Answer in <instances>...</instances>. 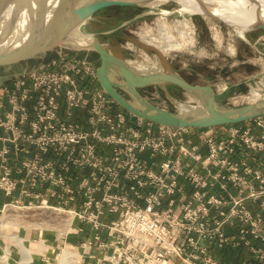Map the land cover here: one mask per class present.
<instances>
[{
	"label": "built area",
	"instance_id": "built-area-1",
	"mask_svg": "<svg viewBox=\"0 0 264 264\" xmlns=\"http://www.w3.org/2000/svg\"><path fill=\"white\" fill-rule=\"evenodd\" d=\"M242 123L221 139L203 128L202 144H187L191 127L133 115L107 95L94 65L62 55L0 85V189L21 187L41 207L67 212L69 232L83 230L76 219L89 224L82 244L111 250L106 264H219L214 242L264 243V217L246 204L264 206V116ZM19 153L33 155L17 178ZM107 212L117 214L110 223Z\"/></svg>",
	"mask_w": 264,
	"mask_h": 264
},
{
	"label": "rangeland",
	"instance_id": "rangeland-1",
	"mask_svg": "<svg viewBox=\"0 0 264 264\" xmlns=\"http://www.w3.org/2000/svg\"><path fill=\"white\" fill-rule=\"evenodd\" d=\"M178 6L176 2L171 1L167 5L152 9L130 6L105 8L94 15L96 19H90L78 30V34L87 36L89 40L96 35L105 48L133 68L138 63H144L149 67L160 68L166 73L178 74L193 84L211 85L216 92V101L220 108L230 109L246 105L250 101H264V28H249L242 36L217 17L191 14L188 16V22L189 28L193 30V39L188 37L184 39L176 33L177 27L180 28L177 21L181 17L172 10L178 9ZM162 9L170 10L172 13L162 15ZM124 11H131V14H121ZM112 12L121 15H112L114 17L105 23L99 22L100 16L97 15ZM160 19L165 22H161ZM163 27L173 33L176 41L182 44V48L167 51L159 47ZM174 27L175 29L171 30ZM155 38L160 39V42ZM95 52L97 51L91 46L80 47L70 40L64 41L40 56L10 66H0V85L3 80L5 83L8 80L10 82L16 74L39 68L59 56L86 57ZM86 60L98 68L97 55ZM111 76L114 80L123 82L115 71ZM172 84L156 83L142 87L138 92L154 105L170 111H179L177 103L179 101L188 102L198 108L203 107L198 93L185 91L179 87L174 89V94H170ZM253 89L260 91L261 97L253 99L250 92ZM121 93L136 102L125 89L121 90ZM20 189L21 187L12 194L0 189V195L7 198L0 204V264H5L2 263L4 257H7L10 264H26L23 262L20 245L16 240L18 236L22 237L25 244L33 250L32 264H61L60 257L66 249H70L69 251L74 254L70 264H89L87 261H80V254L70 245V241L64 245L65 237L68 238L71 234L68 213L54 208H43L40 206L39 198L23 197Z\"/></svg>",
	"mask_w": 264,
	"mask_h": 264
},
{
	"label": "water",
	"instance_id": "water-1",
	"mask_svg": "<svg viewBox=\"0 0 264 264\" xmlns=\"http://www.w3.org/2000/svg\"><path fill=\"white\" fill-rule=\"evenodd\" d=\"M25 0H0V19L13 4H21ZM35 7L28 30H19L13 20L3 24L0 31V66L27 61L40 56L59 44L70 39L74 32L80 30L96 12L111 6H139L143 9L158 8L168 3H157L156 0H27ZM21 8H25L22 6ZM222 21V20H221ZM253 28H264V23ZM99 33V32H98ZM95 33V34H98ZM100 55L97 68V79L107 95L125 110L137 117L145 118L154 123L181 128H211L219 125H231L264 116V101L255 100L248 104L230 109L220 108L216 101V92L209 84H193L175 73H166L160 68L140 71L125 60L115 56L94 35L90 38V47ZM115 71L123 82L112 78ZM21 74V73H19ZM16 74L15 76L19 75ZM158 83H173L183 90L198 93L203 107L195 114H184L170 111L154 105L141 95L139 88ZM125 89L136 102L121 93Z\"/></svg>",
	"mask_w": 264,
	"mask_h": 264
},
{
	"label": "bare ground",
	"instance_id": "bare-ground-1",
	"mask_svg": "<svg viewBox=\"0 0 264 264\" xmlns=\"http://www.w3.org/2000/svg\"><path fill=\"white\" fill-rule=\"evenodd\" d=\"M169 1L170 0H156L157 3H168ZM173 1L179 5L178 6L179 8L172 10V11L181 17V19L177 21L180 28H178L176 26L177 27L176 33H179L180 37H184V39H185V37L193 39L192 38L193 30H191V28H189V22H188V19H189L188 16H190L191 14H202V15H210L213 17H217L218 19L222 20L223 22H225L230 27L232 26L234 29H236L237 32L242 36H244V32L247 31V29L252 28V27H256L257 25L264 23V0H173ZM22 6H25V8H21ZM35 9L36 8L35 7L33 8V6H31L27 0L23 1L21 4L20 3L19 4H13L10 8H8L6 10V12L2 15V18L0 19V31L2 30L1 26L3 24H6V22H11L13 20H16V21H19L17 23V28L19 30H25L26 29V32H27L29 27H27V28H25V27L27 26V23L31 22L30 19L32 18ZM162 13H163L162 15H164V14L168 15V13H172V12L170 10L162 9ZM161 17H164V16H161ZM160 21H161V19H160ZM161 22H165V21L162 20ZM160 26H161V24H160ZM160 29H161V27H160ZM173 29H175V27L172 28L171 30H173ZM101 38H103V37H101ZM155 39H156V41L160 40L157 38H155ZM69 40L74 45H77L80 47L90 45L89 38L85 35L78 34L77 30L74 32V35H72L70 37ZM160 41H161V43L159 44V47L164 48L167 51L169 49H174V48L180 49L183 47L180 42L176 41V38L173 35V33H170L164 27L162 28V39ZM155 44H157V42ZM145 59H147V58H145ZM134 67H135V69L140 70V71H146V70H149L151 68L152 69L156 68L155 66L149 67L144 63H138V65H135ZM250 92H252L251 96L253 99H258L259 97H261V92L256 90V89H253ZM248 100H249V98H248ZM177 103H178L179 111L184 113V114H187V113L195 114V113L199 112V108L197 106L192 105L188 102L184 103V102L179 101ZM16 240L18 241V243L20 245L21 253L23 256V262H25L26 264H32L33 250L30 249L25 244L22 237L18 236V237H16ZM39 248H40V246H39ZM69 250L66 249L63 251V253L60 257L61 258V261H60L61 264H70L71 263L70 259H71V257L74 256V254H72L71 251H69ZM2 263L10 264L7 260V257H4L2 259Z\"/></svg>",
	"mask_w": 264,
	"mask_h": 264
},
{
	"label": "crops",
	"instance_id": "crops-1",
	"mask_svg": "<svg viewBox=\"0 0 264 264\" xmlns=\"http://www.w3.org/2000/svg\"><path fill=\"white\" fill-rule=\"evenodd\" d=\"M9 81V80H8ZM7 81V82H8ZM6 81L3 80L1 82L2 84H5ZM1 84V85H2ZM249 124L248 121L243 122V125ZM229 125H219V127H213L212 132L216 136L217 139L225 138L228 135L229 132ZM204 129L199 128H190L188 130V133L185 134V140H187V144H202V135H203ZM201 151L205 152V147L201 149ZM33 153L30 155H25L24 153H19L17 157H15V154H11L12 162L14 164V177H22L23 172H21L22 162L21 160L25 157H31ZM261 157V163H262V169H264V152L260 153ZM237 158H246V155L242 152L238 153ZM248 163L254 162V159L251 157L250 159H247ZM211 191H218L217 187L214 188ZM231 191L236 194V190L234 188L231 189ZM0 195V204L2 201L5 200V196ZM7 199V198H6ZM262 199L259 201H252L251 199L246 200V204L249 207L252 214L258 213L261 216L264 217V206H262ZM75 207H78L77 204H73ZM227 210V208H225ZM215 211L213 210L211 214H214ZM117 217V214H110L106 213L104 216H102L101 220L105 223L112 222L113 219ZM74 226L78 228H83L81 232H75L72 231L70 236L67 238L65 237L64 245L67 244V241H70V245L77 249V252L80 254L81 260H84L85 262H89V264H106V257L111 254V250L108 249H102L99 247L98 243L94 244L91 247H84L82 242L86 240V238L92 234V228L89 224L81 221V220H74L73 221ZM239 225V221L236 222V226ZM234 225H230L229 223H226L224 225V231L225 233L229 235H235L237 234V228ZM102 236L107 240L108 237L106 236L105 230L102 232ZM241 238V236L239 235ZM251 239V244L247 245L241 240V244L237 246H233L231 244L226 243H219L214 242L210 250L212 254L215 256V258L218 260L219 264H264V259L260 257V253H264V243L260 239H252L250 236L248 237ZM62 243V242H61ZM177 264H182L179 260H176Z\"/></svg>",
	"mask_w": 264,
	"mask_h": 264
},
{
	"label": "flooded vegetation",
	"instance_id": "flooded-vegetation-1",
	"mask_svg": "<svg viewBox=\"0 0 264 264\" xmlns=\"http://www.w3.org/2000/svg\"><path fill=\"white\" fill-rule=\"evenodd\" d=\"M121 7H124V6H121ZM121 7H117V6H111V7H105V8H121ZM137 7H139V6H136V7H132V8H137ZM104 8V9H105ZM139 8H141V7H139ZM142 9V8H141ZM101 10H103V9H101ZM100 11V10H99ZM98 11V12H99ZM97 13V12H96ZM95 13V14H96ZM121 14H131V11H129V12H126V11H124V12H122ZM121 14H119V13H116V12H112V13H106L105 15H107V16H105V15H101V14H99L98 16H100L99 17V22L100 23H105L108 19H110V18H112V17H114V16H112V15H121ZM102 16H105V17H102ZM99 57V63H100V55H99V53H97V52H95L94 54H92V55H86V57L87 58H95L96 57V55ZM81 58H84V59H87L85 56L83 57L82 55H79ZM188 80V79H187ZM190 82V81H189ZM170 86H174L173 84L172 85H170ZM172 87H170V89H169V93L171 94V93H173L174 94V92H175V90H174V88L175 89H178L179 87L178 86H174L173 88ZM140 89V88H139Z\"/></svg>",
	"mask_w": 264,
	"mask_h": 264
}]
</instances>
